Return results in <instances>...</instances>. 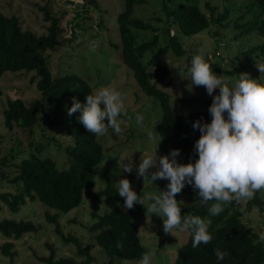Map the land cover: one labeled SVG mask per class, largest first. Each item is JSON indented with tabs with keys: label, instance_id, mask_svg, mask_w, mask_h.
<instances>
[{
	"label": "rangeland",
	"instance_id": "obj_1",
	"mask_svg": "<svg viewBox=\"0 0 264 264\" xmlns=\"http://www.w3.org/2000/svg\"><path fill=\"white\" fill-rule=\"evenodd\" d=\"M94 5L87 4V0L78 3L76 0H0V12L18 19L22 29H28L36 35L46 33L48 22L43 20L42 8H46L50 14L58 17L59 27L58 43L51 49H46L42 55L46 59L47 67L53 77L74 73L83 78L92 88L94 93L101 86H111L121 92L125 109L118 118L121 123L122 134L116 135L112 129L105 136H96V140L102 145L103 156L96 167L102 172L110 170L113 184L121 178H127L131 182L133 190L141 197L146 192L158 194L159 190H166L167 180H150L144 182L143 177L136 175L135 167L143 158L142 154L165 156L157 148L158 135L154 125L160 117V108L156 99L144 95L138 88L132 72L122 63L121 53L118 47L119 37L116 18L122 10V0H93ZM162 0H144L133 6L132 15L143 21H148L157 27V42L147 50L142 58L143 64L148 70H153V65L148 63L150 56L158 47L164 45L167 40L161 30L166 22L165 12L161 8ZM249 0H228V8L225 26H219L213 21L207 27L191 36H185L172 25L169 34L175 33L177 42L184 48H190L196 52L202 50L207 55L213 56L211 63L218 67L217 75L227 76L235 80L236 75L247 72L251 78L258 79L260 72L255 66L254 59L264 61L259 51L248 52L250 47L264 44V28L262 34L257 31H244L242 23L250 18V13L245 12V6ZM179 3L196 4L199 9L208 15L205 3L216 7L215 12H222V0H171L167 3L169 8ZM170 9V10H171ZM159 18L156 21L155 18ZM261 19L264 24V11ZM238 24V26H237ZM136 36V41L149 40L151 33L142 30H131ZM176 31V32H175ZM95 50L93 51V45ZM187 55L176 56L170 50L158 58L163 66H175L185 68L179 71L178 76L171 80L157 83L158 88L166 91L170 96V104L174 113H189L194 111H208L212 97L206 93L204 87H196L191 84L187 72ZM254 58V59H253ZM32 72H6L0 77V193L14 192L16 184L9 181V177L15 174L17 163L31 153L40 157H50L58 169L68 166L69 160L63 146L70 139L61 130L45 126L42 119L48 114V105L42 112H38L39 124L29 129L14 126L7 129L3 124L2 110L5 101L21 99L28 103L39 98L34 81L30 80ZM259 82L264 83V75ZM191 87V91L189 88ZM219 90H214V95ZM196 96L198 100L191 104H180L179 97ZM142 114L143 123L136 122V115ZM35 142H40L39 151L35 148ZM121 158H127L132 162V173L119 172ZM125 160L124 163L128 161ZM113 169V170H112ZM149 170V173L155 171ZM104 186L100 177L95 176L91 185L84 189L80 204L67 211L59 212L43 205L41 202L26 200L23 206L16 212H11L0 199V219L10 218L14 220H30L37 226L34 233H25L19 239L13 241V249L16 254L8 258L0 254V264H44L38 257L46 256L48 245L54 248L55 257H76L75 246L69 242H62L53 231V224L44 218V213H57V220L63 234L76 237L81 246L91 244L90 253L93 260L90 264H136V260H123L114 256H106L103 251L94 244L93 233L88 230L92 221L91 212L108 211L101 198L91 200L87 193L102 189ZM258 198L264 201V190L258 191ZM175 198H183L182 194ZM190 203L188 199H184ZM184 201V202H185ZM245 201L237 202L243 204ZM149 202L144 206L137 203L132 209L131 221L136 225L139 240L144 247V253L152 254L151 264H173L176 251L188 236V232L174 231L166 235L163 231L161 217L152 215L146 211ZM213 203L209 202V206ZM120 206L123 207L120 203ZM228 204L224 206L227 207ZM209 217L206 208V218ZM243 228L262 237L264 243V204L260 207L253 206L241 218ZM0 233V244L5 241ZM143 253V254H144Z\"/></svg>",
	"mask_w": 264,
	"mask_h": 264
},
{
	"label": "trees",
	"instance_id": "obj_2",
	"mask_svg": "<svg viewBox=\"0 0 264 264\" xmlns=\"http://www.w3.org/2000/svg\"><path fill=\"white\" fill-rule=\"evenodd\" d=\"M171 0H162L161 8L165 12L166 22L161 33L167 42L158 47L150 56L149 64L153 70H148L143 64L144 53L157 42V27L148 21H143L132 15L133 6L143 3L144 0H122V10L117 14V32L119 37V49L122 63L132 72V76L140 89L146 95L157 100L160 108V117L154 125L158 135L157 148L164 155H168L172 149H179L178 163L192 162L198 158L194 151L195 141L199 138L198 129L192 128V123L202 118L203 122H210L208 111H194L189 113H174L170 104L169 94L156 86L164 80H171L178 76L179 71L185 68L175 66H163L158 58L172 51L176 56L187 55L188 62L196 51L182 47L175 38V33L169 34V29L174 24L176 30L191 36L207 29L211 22L215 21L219 26H225L228 0H222V12H215L216 7L205 3L208 10L206 16L196 4L179 3L172 9L167 6ZM171 9V10H170ZM264 11V0H249L245 6V12L250 13V18L242 23L244 31H257L262 34L264 28L261 19ZM43 20L48 22L46 33L36 35L28 29H22L18 19L0 12V77L6 72H32L30 80L34 81L39 98L25 103L21 99L7 98L2 110L3 124L7 129L14 126L29 129L39 124L38 112H42L48 105V114L42 121L45 126L61 129L70 139L63 146L68 157L67 167L58 169L50 157H40L31 153L22 158L16 165L15 174L7 178L17 188L14 192L0 193V199L11 211L16 212L23 206L26 200L41 202L48 208L59 212H67L77 207L82 200L85 188L92 184L95 176L101 178L104 183L102 189L87 193L89 199L101 198L108 211L97 213L93 208L92 221L88 230L93 233L94 244L97 245L106 256H114L123 260H136L142 257V246L136 225L131 221L132 211L125 210L122 204L123 198L118 196L117 188L113 184L110 170L102 172L97 170L102 160V145L96 140V135L86 132L83 125L78 122L79 112L72 116L67 115V108L71 107L72 97H76L84 103L88 94H93L91 86L77 74L70 73L53 77L47 67L46 59L42 52L51 49L58 43L59 18L50 14L46 8H42ZM159 21V18H155ZM238 26V24H237ZM132 29L148 31L151 33L149 40L137 42ZM176 32V31H175ZM259 51L264 56V44L250 47L248 52ZM212 65V71H218V67ZM1 86H0V95ZM198 100L196 96L177 98L180 104H191ZM226 115V114H225ZM40 142H35V148L39 151ZM113 170V169H112ZM197 190L186 185L178 199L181 206V215L192 213L211 220L208 229L213 239L209 244H201L198 248H192V237L188 233L186 241L176 251L173 264H264V243L262 237L243 228L242 216L249 212L253 206H261L257 193L251 200L242 205L232 202L217 216L206 218V207L198 202ZM184 199L191 201L186 203ZM185 201V202H184ZM47 222L53 224V231L62 242L71 241L75 246V257H55L54 248L48 245L46 256L38 257L44 264H90L93 257L90 253L91 244L81 246L76 237L63 234L57 220V213H44ZM37 226L30 220H14L10 218L0 219V233L7 239L0 244V254L12 258L16 251L11 240L19 239L25 233H34ZM120 247H117V245ZM219 247L228 255L224 260H217L214 249Z\"/></svg>",
	"mask_w": 264,
	"mask_h": 264
},
{
	"label": "clouds",
	"instance_id": "obj_3",
	"mask_svg": "<svg viewBox=\"0 0 264 264\" xmlns=\"http://www.w3.org/2000/svg\"><path fill=\"white\" fill-rule=\"evenodd\" d=\"M76 2L83 3V0ZM254 63L264 75V61L254 59ZM187 72L191 84L204 87L212 97L208 107L210 122H203L201 118L192 123V128L200 132L194 144L198 158L194 162L178 163L179 149H172L165 156H157L156 152L142 154L135 167L136 175L143 177L144 182L168 181L166 190H159L158 194L146 192L143 197L139 196L127 178L119 179L115 185L125 210L137 203L144 206L149 202L146 211L162 218L164 233L188 232L192 248L196 249L212 241L208 231L211 220L192 213L181 215V206L175 197L186 185L197 190L198 202L207 208L209 216L222 213L226 204L251 200L258 191L264 190V83L259 82L261 75L253 79L247 72L239 73L235 80L217 75L202 50L191 55ZM216 89L219 92L214 95ZM124 109L121 92L111 86H101L88 94L84 103L72 97L67 115L79 112L78 122L88 133L105 136L112 129L120 135L122 121L118 118ZM143 120V115L138 113L136 122L142 124ZM125 160L121 158L119 172L132 173L133 163L128 160L124 163ZM152 168L156 170L149 173ZM210 201L213 203L209 206ZM214 254L217 260H224L228 255L219 247L214 249ZM151 261L152 254L144 253L136 264H151Z\"/></svg>",
	"mask_w": 264,
	"mask_h": 264
},
{
	"label": "built area",
	"instance_id": "obj_4",
	"mask_svg": "<svg viewBox=\"0 0 264 264\" xmlns=\"http://www.w3.org/2000/svg\"><path fill=\"white\" fill-rule=\"evenodd\" d=\"M216 55H218V52L215 51V52L213 53V55H210V54H209V55H207L206 58L209 59V60H211V59L213 58V56H216Z\"/></svg>",
	"mask_w": 264,
	"mask_h": 264
},
{
	"label": "water",
	"instance_id": "obj_5",
	"mask_svg": "<svg viewBox=\"0 0 264 264\" xmlns=\"http://www.w3.org/2000/svg\"><path fill=\"white\" fill-rule=\"evenodd\" d=\"M87 4H91V5H94V1L93 0H87ZM95 6V5H94Z\"/></svg>",
	"mask_w": 264,
	"mask_h": 264
}]
</instances>
